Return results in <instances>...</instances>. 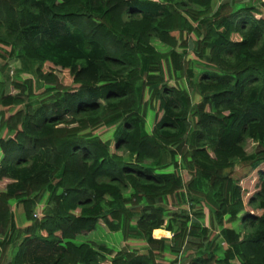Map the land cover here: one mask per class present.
<instances>
[{
    "label": "trees",
    "instance_id": "trees-1",
    "mask_svg": "<svg viewBox=\"0 0 264 264\" xmlns=\"http://www.w3.org/2000/svg\"><path fill=\"white\" fill-rule=\"evenodd\" d=\"M263 166L264 0H0V264H264Z\"/></svg>",
    "mask_w": 264,
    "mask_h": 264
},
{
    "label": "rangeland",
    "instance_id": "rangeland-1",
    "mask_svg": "<svg viewBox=\"0 0 264 264\" xmlns=\"http://www.w3.org/2000/svg\"><path fill=\"white\" fill-rule=\"evenodd\" d=\"M215 3H217L219 0H214ZM8 70L6 71V74L10 77L13 78L17 72L19 71V61L14 58L13 60H10L9 64H8ZM197 70H201V67H196ZM58 74L61 75L63 77V80L65 82H70V78L69 75L67 73V71H62V70H58ZM244 147L247 151H251L252 148L254 147V143L252 141L246 140ZM262 169H264V166L262 167ZM245 171V167L239 166V169H237L238 173H243ZM257 176V171H254L251 173L250 176H248L247 178L243 179V183L245 185H247L248 187L252 186V182L254 180V178ZM4 183H2L0 185V188H3ZM14 211L16 214V221L18 223H20L21 221V217H22V209L20 206H14ZM247 209L251 210V206L249 204H247ZM157 236L155 237H160V236H169V233H166L164 231H162V234H157V233H153ZM166 234V235H165ZM86 238L89 239H96V240H100V241H104L112 246H114L115 248H119L121 246L124 245V241L122 240V236L121 233L119 231H109L106 228L101 227L99 224H97L95 226V228L90 232L87 233ZM126 245L129 246H136L138 248H140L141 250H143L144 248V243L138 240H130L128 243H126ZM188 260V257L187 259Z\"/></svg>",
    "mask_w": 264,
    "mask_h": 264
},
{
    "label": "crops",
    "instance_id": "crops-1",
    "mask_svg": "<svg viewBox=\"0 0 264 264\" xmlns=\"http://www.w3.org/2000/svg\"><path fill=\"white\" fill-rule=\"evenodd\" d=\"M161 230L165 232V230H163V229H161Z\"/></svg>",
    "mask_w": 264,
    "mask_h": 264
}]
</instances>
